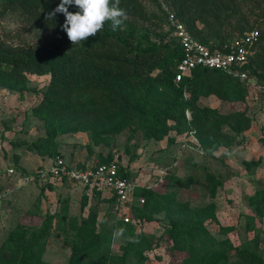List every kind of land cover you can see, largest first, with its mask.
Segmentation results:
<instances>
[{
	"label": "trees",
	"instance_id": "16d2710c",
	"mask_svg": "<svg viewBox=\"0 0 264 264\" xmlns=\"http://www.w3.org/2000/svg\"><path fill=\"white\" fill-rule=\"evenodd\" d=\"M154 1L165 24L166 12L162 7L183 23L199 42L207 44L210 41L219 46L230 40L219 37V33L225 19L223 13L237 12L235 0H162V6ZM59 3L60 0H0V13L16 11L38 29L57 35L64 33L60 27L64 16L57 14L54 20L44 17ZM119 7L126 13L120 28L113 31L111 21H108L95 37L79 44H71L66 39L55 47L44 44L15 47L0 43V86L21 92L26 88V73L49 76L41 98L33 108V114L44 121L46 128L45 136L39 141L46 144L47 149L40 152L52 157L56 155L54 136L68 131H86L90 139L99 138L105 144L123 130L139 132L143 139L166 137L167 143L173 141V137L168 136L169 131L174 134L192 132L206 154L219 147L228 148L249 127L251 118L243 111L221 113L209 106H199L196 100L200 96L213 95L223 101H243L253 80L264 87V30L259 33L255 50L242 67L251 81L239 80L220 70L195 67L189 76L174 82L180 48L170 34V27L166 24L165 32L153 34L155 39L150 40L148 29L142 24L149 15L147 17L140 1L120 0ZM74 10L75 5L69 6V11ZM235 25L237 34L244 31L239 22ZM37 142L33 141L31 145ZM109 158L108 153L99 163ZM134 158L135 155L130 154L127 161ZM119 172L130 179L126 167L120 168ZM91 190L95 194L100 192L95 188ZM138 196L143 197V204L131 203L129 215L133 219L149 220L150 212L145 209L154 207L158 196L151 189L136 187L133 197L138 199ZM246 199L251 211L261 216L264 190L257 189ZM107 200L115 203L113 197ZM85 204L86 196L82 195L80 207ZM210 216L213 218L212 214ZM53 217V214L45 213L38 225H14L0 243V264H49L42 261L40 255L51 234ZM60 217L62 220L64 215ZM93 219L94 215L89 214L75 228L69 244L68 264H108L107 249L101 238L107 248L110 233L109 230L105 232L103 226L95 233ZM117 219L120 228L126 229L127 238L135 236L139 243H130L127 239L121 254L112 257L113 264H124L128 256L133 258V264H142L146 260L143 251L151 247L152 236L134 233L130 222ZM87 223L92 226V231L82 234ZM58 229L66 233L63 222ZM230 229L218 226V236H214L198 216H190L168 222L163 232L172 249L185 253L180 264H264V259L248 242L238 247L230 243L224 236ZM102 247L105 252L100 255Z\"/></svg>",
	"mask_w": 264,
	"mask_h": 264
},
{
	"label": "rangeland",
	"instance_id": "374dc122",
	"mask_svg": "<svg viewBox=\"0 0 264 264\" xmlns=\"http://www.w3.org/2000/svg\"><path fill=\"white\" fill-rule=\"evenodd\" d=\"M139 1L147 17L149 15L142 24L148 29L150 40H154L153 34L166 30L163 16L154 0ZM156 1L162 6V0ZM235 2L237 12L223 13L225 19L219 37L231 39L235 36L237 22L243 26L242 30L255 28L261 33L264 30V0ZM77 10L75 6L74 12ZM64 39L68 40L65 32L56 35L38 29L16 11L0 13V43L5 46L44 44L55 47ZM209 40L214 41L213 38ZM25 76L26 88L21 92L0 86V243L14 225H38L43 214H53L51 234L40 259L49 264H68L69 244L75 228L93 214V231L98 233L100 226L105 232L109 230L107 248L104 238L101 241L107 249L108 264H113L112 257L121 254L127 241L125 233L119 238L113 236L120 228L116 222V204L107 200L102 191L95 194L79 183L60 182L57 178L49 182L32 176L36 170L47 168L52 158L40 152L47 149L46 144L39 141L45 136L46 128L44 121L33 114L49 76L32 73ZM196 104L221 113L243 111L251 118L250 125L228 148L219 147L211 154H206L190 135L172 131L168 133L173 137L171 143H167L166 137L143 139L139 132L123 130L110 137L106 144L99 138L90 139L86 131H68L54 136L53 149L68 166L77 169L94 166L109 153V160L116 159L126 167L135 188H148L157 194L155 206L145 209L150 212V219L135 218V223H131L134 233L152 236L151 247L143 251L146 260L142 264H180L185 253L171 248L163 229L170 221L190 216H198L214 236H218V226L231 227L224 236L233 246L248 242L264 259V203L262 215L257 216L246 199L253 191L264 190V87L253 80L243 101H223L207 95L198 97ZM33 141L38 142L33 146ZM130 154L135 158L128 162ZM8 168L12 173H7ZM176 179L185 184L180 185ZM82 195L86 196V204L81 208ZM134 202L137 206L143 204L133 197L129 205ZM62 215L63 221L60 220ZM61 222L65 224L66 233L58 231ZM85 225L82 234L92 231L90 224ZM103 247L100 255L105 252ZM124 264H133V258L128 256Z\"/></svg>",
	"mask_w": 264,
	"mask_h": 264
},
{
	"label": "built area",
	"instance_id": "2783aa9c",
	"mask_svg": "<svg viewBox=\"0 0 264 264\" xmlns=\"http://www.w3.org/2000/svg\"><path fill=\"white\" fill-rule=\"evenodd\" d=\"M162 8L166 12V24L171 29L170 34L180 48V56L174 68V82L189 76L190 71L195 67L220 70L236 76L239 80H250L242 67L253 53L259 36L256 29L244 30L219 46L210 41L205 44L193 38L183 23L175 19L165 7ZM183 96L186 97L187 94L183 93ZM185 116L188 118L187 111H185ZM187 134L197 144L192 132ZM124 167L116 159H110L88 168L77 169L68 166L61 156L56 154L50 159L47 168L36 170L32 176L36 180L51 181L54 178L60 181L67 180L106 192L115 201L116 208H118L117 217L123 222L135 223L129 215L128 207L133 198L135 185L130 179L120 175L119 170ZM6 171L8 174L12 173L11 168ZM137 202L141 204L143 199L139 197ZM122 208L127 211H123Z\"/></svg>",
	"mask_w": 264,
	"mask_h": 264
},
{
	"label": "clouds",
	"instance_id": "9594fccd",
	"mask_svg": "<svg viewBox=\"0 0 264 264\" xmlns=\"http://www.w3.org/2000/svg\"><path fill=\"white\" fill-rule=\"evenodd\" d=\"M75 5L78 10L69 11ZM120 0H60V3L45 14V20H54L57 14L64 16L60 25L71 44H79L95 37L102 31L104 24L111 21V28L116 31L126 18V13L119 7ZM126 229L119 228L113 233L114 238L124 235ZM128 242L139 243L135 236H129Z\"/></svg>",
	"mask_w": 264,
	"mask_h": 264
},
{
	"label": "crops",
	"instance_id": "0c3cea01",
	"mask_svg": "<svg viewBox=\"0 0 264 264\" xmlns=\"http://www.w3.org/2000/svg\"><path fill=\"white\" fill-rule=\"evenodd\" d=\"M173 132V131H172ZM19 162V161H18ZM53 180L49 181V182H52ZM62 182V181H60ZM104 194H106V196L109 198L108 194L106 192H103Z\"/></svg>",
	"mask_w": 264,
	"mask_h": 264
}]
</instances>
